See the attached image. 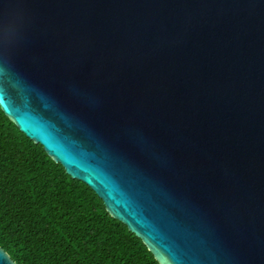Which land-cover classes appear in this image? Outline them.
Returning a JSON list of instances; mask_svg holds the SVG:
<instances>
[{
    "label": "water",
    "instance_id": "1",
    "mask_svg": "<svg viewBox=\"0 0 264 264\" xmlns=\"http://www.w3.org/2000/svg\"><path fill=\"white\" fill-rule=\"evenodd\" d=\"M0 107L162 264H264V0H0Z\"/></svg>",
    "mask_w": 264,
    "mask_h": 264
},
{
    "label": "trees",
    "instance_id": "2",
    "mask_svg": "<svg viewBox=\"0 0 264 264\" xmlns=\"http://www.w3.org/2000/svg\"><path fill=\"white\" fill-rule=\"evenodd\" d=\"M0 246L16 264H162L1 107Z\"/></svg>",
    "mask_w": 264,
    "mask_h": 264
}]
</instances>
